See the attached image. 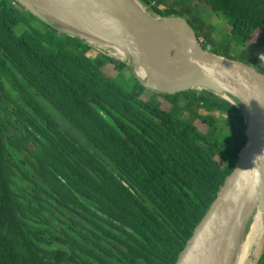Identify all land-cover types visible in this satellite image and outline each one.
<instances>
[{
    "label": "trees",
    "instance_id": "obj_1",
    "mask_svg": "<svg viewBox=\"0 0 264 264\" xmlns=\"http://www.w3.org/2000/svg\"><path fill=\"white\" fill-rule=\"evenodd\" d=\"M152 1L204 49L264 73L199 14L264 49V0ZM92 50L0 0V264H175L240 158L237 107L204 90L149 91Z\"/></svg>",
    "mask_w": 264,
    "mask_h": 264
},
{
    "label": "water",
    "instance_id": "obj_2",
    "mask_svg": "<svg viewBox=\"0 0 264 264\" xmlns=\"http://www.w3.org/2000/svg\"><path fill=\"white\" fill-rule=\"evenodd\" d=\"M15 1L63 34L121 52L149 91L204 90L240 110L246 126L240 158L175 262L232 264L242 231L257 212L264 229V73L204 49L185 17L153 13L140 0Z\"/></svg>",
    "mask_w": 264,
    "mask_h": 264
},
{
    "label": "rangeland",
    "instance_id": "obj_3",
    "mask_svg": "<svg viewBox=\"0 0 264 264\" xmlns=\"http://www.w3.org/2000/svg\"><path fill=\"white\" fill-rule=\"evenodd\" d=\"M188 1H191V0H188ZM142 3H144L143 0H142ZM149 10H151V9H149ZM199 14H201V17L203 18V20H205L206 22H209L210 24L213 25V27H214L213 33H214V36L217 39L219 45H221L225 41L232 43L233 47L231 48V53L236 55V56H238L243 49H246L247 51L255 54L260 59L261 65L264 68V49L262 47L257 46L254 43H249V44L246 45V48H244L242 46V44H241L240 39L235 40V39H231L229 37V29L230 28L223 20L217 19L215 16L210 17L211 14L209 12H204L203 11V12H201ZM92 48H93V50L89 52V54L92 57L93 56L95 57V54L98 53V52L99 53H104V51L102 49H100L99 47H92ZM115 59L121 61V59H119V58L115 57ZM130 72L132 73L131 69H130ZM127 74H128V71H127ZM219 124L221 126H224V123L222 122V120H219ZM204 128H205L204 126H201V129H204ZM66 129L68 130V132L72 136L75 135V132L72 129V127L70 128L69 126H67ZM258 242H259V238L258 239H254L253 242L251 241V246L249 248L248 256H247L245 264H256L258 258L260 257L261 253L263 252V250H264V229H263V232H262V238L260 240L259 247H258L257 251L255 252L256 247L258 245Z\"/></svg>",
    "mask_w": 264,
    "mask_h": 264
},
{
    "label": "bare ground",
    "instance_id": "obj_4",
    "mask_svg": "<svg viewBox=\"0 0 264 264\" xmlns=\"http://www.w3.org/2000/svg\"><path fill=\"white\" fill-rule=\"evenodd\" d=\"M93 44V43H91ZM95 47H99L100 49H102L104 51V53L116 57V58H120V59H125V57L123 56V54L119 51H117L116 49L99 43V44H93ZM135 72L137 73V75L140 78L144 77V72L140 69L137 68L135 70ZM262 232H263V227H262V223H261V216L260 213L257 212L254 217L250 220V222L245 225L242 234L240 236V239L238 241V245H237V250L234 256V260L232 264H245L246 263V259L248 256V251L249 248L251 246V241L253 242L254 239H258L259 238V242L258 245L256 247L255 252L257 251L259 244H260V240L262 238Z\"/></svg>",
    "mask_w": 264,
    "mask_h": 264
},
{
    "label": "built area",
    "instance_id": "obj_5",
    "mask_svg": "<svg viewBox=\"0 0 264 264\" xmlns=\"http://www.w3.org/2000/svg\"><path fill=\"white\" fill-rule=\"evenodd\" d=\"M140 2H142V0H140ZM144 4V3H143ZM146 5V4H145ZM155 5V2L154 1H152V0H148V5H146L147 6V8H149V9H151L150 7H152V6H154Z\"/></svg>",
    "mask_w": 264,
    "mask_h": 264
}]
</instances>
